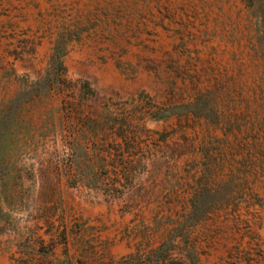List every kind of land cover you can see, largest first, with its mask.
Instances as JSON below:
<instances>
[{
    "label": "rangeland",
    "instance_id": "374dc122",
    "mask_svg": "<svg viewBox=\"0 0 264 264\" xmlns=\"http://www.w3.org/2000/svg\"><path fill=\"white\" fill-rule=\"evenodd\" d=\"M0 264H264V0H0Z\"/></svg>",
    "mask_w": 264,
    "mask_h": 264
}]
</instances>
